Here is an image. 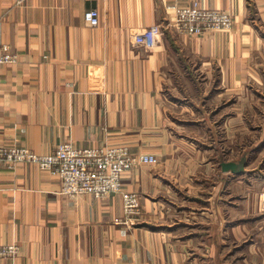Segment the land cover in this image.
<instances>
[{"label": "crops", "instance_id": "crops-1", "mask_svg": "<svg viewBox=\"0 0 264 264\" xmlns=\"http://www.w3.org/2000/svg\"><path fill=\"white\" fill-rule=\"evenodd\" d=\"M193 1L233 27L180 33L176 8ZM154 25L155 45H137ZM0 44L17 55L1 69L0 146L123 145L159 159L123 176L134 217L119 193L64 195L58 175L0 161V245L19 246L0 264H264V182L247 164L224 171L209 129L223 112L237 123V104L214 113L220 103L249 83L264 90V0H0Z\"/></svg>", "mask_w": 264, "mask_h": 264}, {"label": "built area", "instance_id": "built-area-1", "mask_svg": "<svg viewBox=\"0 0 264 264\" xmlns=\"http://www.w3.org/2000/svg\"><path fill=\"white\" fill-rule=\"evenodd\" d=\"M84 21L90 27H97L100 14L97 8L84 13ZM234 25L230 13L220 9H207L198 1L179 5L175 11L174 27L180 33L200 36L209 30H229ZM161 25L144 29L134 39L137 45L150 48L162 34ZM17 55L7 44H0V75L2 66L15 63ZM0 161L17 164L29 163L50 171L60 178L61 192L68 196L90 194L94 197H107L121 194L126 216L134 217L141 211L139 195L123 189L124 174L140 164H155V155L135 154L123 145L80 148L71 142H62L48 154H39L21 145L0 146ZM19 253V246L0 245V258H11Z\"/></svg>", "mask_w": 264, "mask_h": 264}, {"label": "rangeland", "instance_id": "rangeland-1", "mask_svg": "<svg viewBox=\"0 0 264 264\" xmlns=\"http://www.w3.org/2000/svg\"><path fill=\"white\" fill-rule=\"evenodd\" d=\"M247 91L248 94L234 95L213 110L214 113L223 112L226 107L237 104L236 111L232 113L236 117L233 121L237 123L225 124L223 112L222 119L209 129H214L220 136L217 140L220 153L215 159L217 164L230 162L229 159L239 164L246 163L249 180L264 182V90L249 83Z\"/></svg>", "mask_w": 264, "mask_h": 264}, {"label": "water", "instance_id": "water-1", "mask_svg": "<svg viewBox=\"0 0 264 264\" xmlns=\"http://www.w3.org/2000/svg\"><path fill=\"white\" fill-rule=\"evenodd\" d=\"M246 163H236V162H222L221 167L224 171H232L233 173L236 174H241L245 170Z\"/></svg>", "mask_w": 264, "mask_h": 264}]
</instances>
